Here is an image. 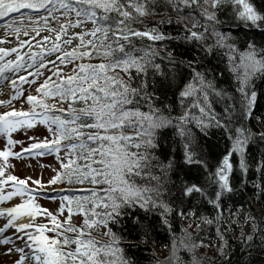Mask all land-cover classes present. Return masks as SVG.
Masks as SVG:
<instances>
[{
	"label": "snow or ice",
	"instance_id": "1",
	"mask_svg": "<svg viewBox=\"0 0 264 264\" xmlns=\"http://www.w3.org/2000/svg\"><path fill=\"white\" fill-rule=\"evenodd\" d=\"M25 16L41 25L32 29L38 51L13 28ZM2 19L19 41L0 47V80L14 90L0 99L10 109L0 110V247L12 264H137L126 249L147 245L161 229L173 232L177 221L191 222L180 228L186 258L174 246L175 264H217L199 255L212 247L205 226L216 225L220 264H232L223 259L231 228L241 227V251L257 239L264 251V206L253 215L251 201L248 209L240 203L224 216L226 201L249 187L264 197V115H255L264 46L247 41L241 50L233 35L264 33V0H0ZM226 74L231 92L220 83ZM17 81L36 94L25 95ZM40 125L43 137L29 135ZM213 128L226 137L216 154L206 147ZM21 132L27 146L13 137ZM49 154L60 163L46 183L8 174L10 157ZM85 181L94 187L79 195L54 187ZM39 195L59 196L58 211L43 208ZM209 207L216 215L201 211ZM101 227L107 239L97 238Z\"/></svg>",
	"mask_w": 264,
	"mask_h": 264
},
{
	"label": "trees",
	"instance_id": "2",
	"mask_svg": "<svg viewBox=\"0 0 264 264\" xmlns=\"http://www.w3.org/2000/svg\"><path fill=\"white\" fill-rule=\"evenodd\" d=\"M255 2L257 3V5L261 4V0H255ZM233 35L239 37V40L241 41V50H243V48L246 47L247 41H254L257 44V46H264V33H261L258 30H251V31L246 29L234 30ZM95 62H99V61H95ZM221 67H223V65H221ZM220 83L222 87L228 88L230 92L235 87L232 77L227 74L225 75L224 78L221 79ZM255 90L257 91L258 94L256 106H255V115L261 116L264 115V79L257 78L255 80ZM35 94L36 93L34 92V95ZM53 102L54 101L52 100L49 101V103H53ZM25 107L27 109L28 106L26 105ZM62 107L66 109L67 104L62 105ZM215 107L217 111H220L222 105L217 104L215 105ZM255 123L256 121L253 120L252 124L255 125ZM225 144H226V137L224 136L222 130L213 128L209 134V138L206 141V147L210 150V152L216 154L224 150ZM259 147L264 148V145ZM251 151L254 155L257 156L259 155V149L257 146H253ZM60 186H61L60 188H65V189L68 187L77 189L78 190L77 195L81 194L79 190H87L94 187L93 185L89 184L87 181H85L83 184L74 183L71 186L67 184ZM249 201H251V212L253 215H256L257 212L260 210V208L264 206V197H260V199L257 200L256 195L250 190L249 187V189L244 190L243 194L238 193L237 196L233 198V200L226 201L224 208V216L225 217L228 216L229 208H232L234 212L235 208L239 207L240 203H243L245 209H248ZM256 206L258 207V210L256 209ZM201 211L204 212L206 215L208 214L216 215L215 210L211 209L210 207L207 209H201ZM231 219H236V216L233 215ZM74 222H76L78 225L83 222L82 217L78 216L75 213V209H74ZM190 222L191 221H183V222L177 221L176 224L174 225L173 232H168L166 230L161 229L154 235L153 240L150 241L147 245L141 244L140 248L126 249V251L130 255L134 254V258L136 259L137 264H164L161 260L160 255H158L157 253L160 252L161 250H169L170 252H172L174 246L176 248L177 253L182 258H186L180 243L184 239V237L180 232V228L182 226L187 227L188 223ZM196 223H199V221H196ZM221 227L222 228L229 227L227 220H225L222 223ZM243 227H244V231L247 233L249 231L248 226H243ZM99 231L101 235L97 236V238L107 239V237L102 236L103 232L106 231V229L101 227ZM193 234H195L194 231ZM202 235L204 236L205 245H207L209 239H211L212 247L203 248L202 251L204 252V254L200 256H207L209 259H216L217 264H220L221 258L216 253V246L220 243L218 237L216 236V225L205 226L204 233ZM240 236H241V227H235L229 229V235L227 237L228 238L227 250L223 259L227 260L230 255L232 264H264V251L260 250L258 246L259 245L258 239L251 249L245 247L244 250L241 251L243 245H241L240 243ZM135 240H136L135 235L130 237L125 236L126 242L135 241Z\"/></svg>",
	"mask_w": 264,
	"mask_h": 264
},
{
	"label": "rangeland",
	"instance_id": "3",
	"mask_svg": "<svg viewBox=\"0 0 264 264\" xmlns=\"http://www.w3.org/2000/svg\"><path fill=\"white\" fill-rule=\"evenodd\" d=\"M36 20V17H32V21L33 23H29L28 18L25 17H17L16 18V25H23L26 24L27 26L29 25V29L32 30L33 27H35V25H37L36 23H34V21ZM10 20H5L4 22H2L3 24L7 23ZM22 21V22H21ZM0 23V26L1 24ZM12 23V21H11ZM26 25L24 27H26ZM11 43V42H10ZM12 44H17V42L11 43ZM10 45V44H9ZM12 47H18V45L12 46ZM21 51L23 53H27V51H23V49H21ZM13 54L11 57H6L7 58H14ZM64 72L66 73H70L71 71V67L72 66H60ZM51 68V65H49V69ZM46 75H51V72L48 71L46 72ZM31 79V78H29ZM42 82V81H41ZM0 84L2 86H7V88L4 90L0 89V99L3 100H7L9 99L12 95L14 90L12 89L11 83L10 81H4V80H0ZM18 86L22 87L23 91L25 92V95L31 91L32 94H34V88L35 86H32L30 88V86L28 84H23L22 86L19 85V81H17ZM5 93V95H3L2 93ZM13 105L19 109L21 106L25 107L26 104L22 105V102H17V101H13ZM26 109V107H25ZM0 110H10L9 107L7 105H0ZM46 134L45 128L43 125L38 126L37 130L35 132H29V135H36L39 137H43V135ZM13 137L17 140H22L25 141V146H27V137L21 132V133H13ZM4 143V139L3 137H0V146H2ZM19 150V145H17V147L15 148V151ZM61 155H63V153H61ZM9 163L12 165V167H10L8 169V174H12V175H16L17 177H19L20 179H25L28 177H31L32 180L41 178L45 181H47L48 177L53 175V169L57 168L59 166L60 161L56 159L55 154H52L51 156H43V157H36V156H28L25 155L22 158H15V157H10L9 158ZM56 189H60V185H56L54 186ZM9 188L8 186H4V191H8ZM45 191L51 193L52 189L51 188H46ZM40 199H37V202L41 205L44 206L45 208H47L49 211L52 212H57V210L60 207V199L59 198H55V199H50L48 198V196L45 195H39L37 196ZM36 197V198H37ZM15 202H20L19 198H14ZM12 202H6L7 206H10ZM3 206V205H0ZM256 209L258 210V207L256 206ZM66 214V213H65ZM78 218V217H77ZM3 220V218H0V221ZM9 235H11V233H9ZM4 253V249L2 247H0V256L3 257ZM158 255H160L161 260L164 264H174V259L172 258V252H170L169 250H161L160 252L157 253ZM204 252L202 251V249L199 250V255H203ZM13 257L11 256H4V258L0 259V264H12L13 262Z\"/></svg>",
	"mask_w": 264,
	"mask_h": 264
},
{
	"label": "bare ground",
	"instance_id": "4",
	"mask_svg": "<svg viewBox=\"0 0 264 264\" xmlns=\"http://www.w3.org/2000/svg\"><path fill=\"white\" fill-rule=\"evenodd\" d=\"M4 22V21H3ZM7 23H11V21H8ZM6 24V23H5ZM5 24H1V26H0V41H5L4 43H0V47H5V48H8V47H12V46H15V45H19V41H18V39H17V36L16 35H14L13 34V32H12V30H8V32L5 34V30H4V25ZM27 24V23H26ZM26 24H24V26L26 25ZM23 25H21V24H19V25H16V24H14L13 25V28H16V27H18V28H20L21 29V31H20V33H19V40H24V39H27V40H29V43H30V45L32 46V50L33 51H38V49L36 48V43H37V41L40 39V37H36L35 36V33L32 31V30H30L28 27H29V25L27 26L26 25V27H24ZM36 27H41V25H35V27H33V28H36ZM25 30H27V31H29V33H30V35L29 36H24L23 35V32L25 31ZM45 34H47V33H45L44 31H41V36H43V35H45ZM33 37H35V39H33ZM14 43V42H17V44H12L11 45V43ZM10 44V45H9ZM23 51H29V47L26 45L24 48H23ZM7 88V86H2L1 84H0V89H6ZM3 95H5V93L3 92L2 93ZM2 222H3V220H1L0 221V226H2ZM4 256L5 255H3V257H1L0 256V259H2V258H4Z\"/></svg>",
	"mask_w": 264,
	"mask_h": 264
},
{
	"label": "water",
	"instance_id": "5",
	"mask_svg": "<svg viewBox=\"0 0 264 264\" xmlns=\"http://www.w3.org/2000/svg\"><path fill=\"white\" fill-rule=\"evenodd\" d=\"M4 20V19H3Z\"/></svg>",
	"mask_w": 264,
	"mask_h": 264
}]
</instances>
